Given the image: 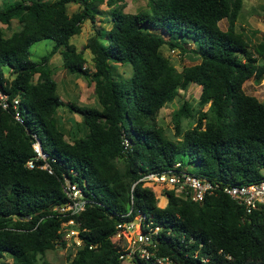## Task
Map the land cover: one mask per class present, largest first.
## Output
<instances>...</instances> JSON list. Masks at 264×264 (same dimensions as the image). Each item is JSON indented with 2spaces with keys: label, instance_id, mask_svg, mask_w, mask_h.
Here are the masks:
<instances>
[{
  "label": "trees",
  "instance_id": "1",
  "mask_svg": "<svg viewBox=\"0 0 264 264\" xmlns=\"http://www.w3.org/2000/svg\"><path fill=\"white\" fill-rule=\"evenodd\" d=\"M104 1L15 0L0 8L1 24L20 25L9 37L0 28V91L10 103L18 98L21 117L15 120L11 105L0 108V258L8 255L6 264H52L38 256L65 247L58 231L70 217L54 210L66 202L65 176L84 186L93 201L71 217L82 245L69 264H123L124 253L109 238L118 223L138 214L161 228L152 237L155 258L167 257L172 264H264V205L246 214L223 193L196 203L164 191L167 204L160 208L153 191L137 183L145 173L176 164L221 186L262 178L264 101L247 95L243 84L264 80V40L250 45L236 31L243 0H148L149 10L136 14L123 12L124 0H106L111 27L96 29L83 47L92 56L90 71L70 39L86 20L94 22V8ZM70 3L82 9L68 16ZM222 20L225 31L218 25ZM46 39L54 42L51 51L31 61V45ZM186 43L193 44L187 52L198 63L177 71L162 49L185 54ZM60 48L63 69L94 83L99 106L68 105L81 117V134L71 143L55 116L64 103L48 67ZM111 64L130 65L131 78H116ZM187 85L200 87L198 108L184 101L172 115L179 138L174 141L155 119ZM183 119L193 122L185 132ZM33 136L48 155L52 174L26 167L35 157ZM153 261L137 258L134 264Z\"/></svg>",
  "mask_w": 264,
  "mask_h": 264
},
{
  "label": "rangeland",
  "instance_id": "2",
  "mask_svg": "<svg viewBox=\"0 0 264 264\" xmlns=\"http://www.w3.org/2000/svg\"><path fill=\"white\" fill-rule=\"evenodd\" d=\"M15 0H0V8L6 9L12 5ZM106 1V0H105ZM103 3H97L94 8L95 18L94 22L91 23L86 20L81 27L80 34L72 37L70 43L73 44L78 52H82L86 60V67L93 70V60L89 51L83 50L84 45L88 39L94 35L96 29H102L104 31L109 30L111 27V17L109 8ZM125 7L124 13L136 14L141 11H148V0H124ZM82 9L81 6L70 3L67 5V14L71 16L74 13L79 12ZM219 28L223 31L227 28V21L222 20L219 22ZM0 28L3 30L6 37H9L12 33L19 31L20 25L17 21H12L8 26L0 23ZM236 31L240 33L250 45L264 40V0H243L242 9L239 13L236 22ZM167 39V35H164ZM105 43V41H102ZM54 46V42L50 39L41 40L35 42L29 48V59L33 62H39L40 59L47 55ZM186 49L185 54H181L178 49L170 50L167 47L162 49L163 55H165L170 63L175 67L177 71H181L183 67H188L197 64L198 61L192 53H189L190 49H194L193 44L186 43L183 45ZM60 48L56 55L49 61V70L51 76L57 84V94L64 103V107L58 109L55 116L59 122V125L64 133V139L68 142H72L73 138L78 137L80 133V122L81 117L78 114L71 113L68 110L69 104H75L80 107H92L99 108L97 98L94 93V83L82 78L81 76L70 75L62 66V57ZM112 73L116 78H122L129 80L131 78L132 70L130 65H115L111 64ZM3 75L6 78L11 79L10 69L7 67L3 68ZM38 75H34V82L37 80ZM243 89L247 95L257 98L260 102L264 101V80L259 83L249 79L243 84ZM200 94V87L196 85H187L185 89L178 88L176 98L166 104L159 110L156 116V124L164 130L165 135L176 141L179 138L174 137V128L172 123V115L178 110L180 105L187 101L189 106L196 110L198 108V98ZM208 106L203 108V111L207 110ZM23 112V107H21ZM193 125L191 119L181 121L182 132H185L189 127ZM156 191V190H155ZM165 191V190H164ZM162 191V196H159L153 191L155 197H157V206L166 200ZM157 192V191H156ZM127 243V241H125ZM78 246L74 242L65 243V247L56 246L52 250L45 252L44 256H38L41 260H45L52 264H69L73 258ZM123 264H134L132 256L125 257L122 259ZM11 259L8 255L0 258V264L10 263Z\"/></svg>",
  "mask_w": 264,
  "mask_h": 264
},
{
  "label": "built area",
  "instance_id": "3",
  "mask_svg": "<svg viewBox=\"0 0 264 264\" xmlns=\"http://www.w3.org/2000/svg\"><path fill=\"white\" fill-rule=\"evenodd\" d=\"M14 110V118L21 122L19 114V100L14 99L11 103L8 96L0 91V108L6 110L9 106ZM124 148L129 147L126 139H123ZM32 150L35 154L34 159L29 160L26 164L28 169L38 168L52 174V170L47 162L48 155L43 151L39 140L33 136ZM42 163H38V162ZM137 183H141L143 187L154 191L158 197L162 196V191H174L175 194L191 202L200 203L206 196L216 193H223L234 201L238 206L244 208L246 214H250L264 205V174L256 183L246 185H220L210 182L204 178L197 177L180 168L179 164L174 165L171 169L160 173H145ZM84 188V186H82ZM81 188L77 183L71 182L67 177L63 176L61 189L66 197L63 206H55L59 214L70 217L67 221L60 224L58 233L64 243L74 242L77 248L81 247L82 242L78 238V230L73 229L75 225L72 216H76L85 211L86 207L93 203L87 191ZM157 192H156V191ZM157 198V197H156ZM130 213L126 215L129 216ZM152 221L146 222V217L138 214L135 218L120 222L115 227V233L109 238L110 242L119 247L124 254L119 258L132 256L134 261L139 260L148 262L154 259V264H172L167 257H153L151 250L155 249L152 237L157 235L161 228L152 226ZM127 241V243H125Z\"/></svg>",
  "mask_w": 264,
  "mask_h": 264
},
{
  "label": "crops",
  "instance_id": "4",
  "mask_svg": "<svg viewBox=\"0 0 264 264\" xmlns=\"http://www.w3.org/2000/svg\"><path fill=\"white\" fill-rule=\"evenodd\" d=\"M166 204H167V199L165 201H163L161 204L159 203V206H162L161 208H164L166 206Z\"/></svg>",
  "mask_w": 264,
  "mask_h": 264
},
{
  "label": "water",
  "instance_id": "5",
  "mask_svg": "<svg viewBox=\"0 0 264 264\" xmlns=\"http://www.w3.org/2000/svg\"><path fill=\"white\" fill-rule=\"evenodd\" d=\"M64 204H60L59 206H63Z\"/></svg>",
  "mask_w": 264,
  "mask_h": 264
}]
</instances>
